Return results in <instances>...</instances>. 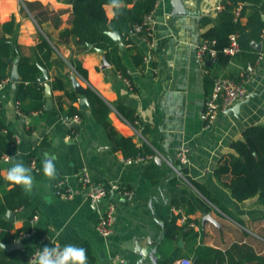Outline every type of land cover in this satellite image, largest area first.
<instances>
[{
    "label": "crops",
    "instance_id": "obj_1",
    "mask_svg": "<svg viewBox=\"0 0 264 264\" xmlns=\"http://www.w3.org/2000/svg\"><path fill=\"white\" fill-rule=\"evenodd\" d=\"M219 2L183 0L188 13L175 15L172 0H158L153 14V49L137 32L129 36L130 44L124 43L119 33L125 76L106 59L103 49L89 44L81 47L74 37H61V32L71 26V3L0 0V36L2 24L14 17L23 55L33 56L32 48L41 36L56 48L52 66L46 69L48 80L41 81L43 71L39 78L44 85L43 99L27 96L19 100L21 77L16 88L10 77L0 84V116L5 124L1 131H10L16 140L9 152L0 155V244L4 245L0 256H20L27 247L42 249L50 244L88 248L96 264H154L152 257L157 258V264H181L182 259L194 264L202 246L228 251L235 258L264 255V205L257 196L238 201L228 186L232 176L216 175L221 161L236 154L231 144L242 139L248 127L264 124V39L258 41L261 51L254 48L262 56L254 62L242 53L226 64L213 58L207 63L210 73L204 72L196 61V46L204 38L203 17L215 18ZM105 10L113 18L115 9L106 4ZM241 20L246 23L248 17ZM140 51L149 58L139 65L134 58ZM72 58L88 74L87 82L76 78L79 84L111 106L104 122L96 118L87 95L89 108H81L68 65ZM220 74L244 81L247 95L240 100L237 112L228 109L220 113L213 127L206 129L201 115L212 90V77ZM57 79L63 80L66 87L53 88L52 82ZM46 84L51 86L50 98L46 96ZM73 92L79 94V100L71 98ZM36 100L43 101V105L34 107ZM71 105L78 112H72ZM119 108L135 118V123L129 122ZM74 114L81 115L80 125L73 123ZM111 130L132 137L139 147L149 146L151 157L143 154L145 160L128 163L135 157L124 155ZM182 147L190 149L186 167L175 162ZM16 153V159L31 168L35 181L31 193L6 179ZM6 154L9 159L4 158ZM158 155L173 160L189 182L163 158L156 159ZM45 156L54 158L55 180L43 174ZM81 168L87 169L94 182L118 183L133 190L134 196L110 193L106 199L91 202L88 188L75 176ZM60 179L74 189L72 198L62 199L55 194L54 183ZM197 184L214 197V202L201 193ZM110 204L115 205L114 230L110 236H103L96 225ZM173 221L180 231L170 240L166 231ZM28 225L30 230L24 232ZM16 241H20V247L5 248Z\"/></svg>",
    "mask_w": 264,
    "mask_h": 264
},
{
    "label": "trees",
    "instance_id": "obj_2",
    "mask_svg": "<svg viewBox=\"0 0 264 264\" xmlns=\"http://www.w3.org/2000/svg\"><path fill=\"white\" fill-rule=\"evenodd\" d=\"M63 1L72 4L73 17L71 26L61 32V37L63 39L74 37L81 47H86L89 44L94 49H103L106 59L126 76L119 44L116 43L111 32H119L123 36L124 43L130 44L129 36L136 32L134 27L142 24L145 15L155 7L158 0H122L121 8L115 9L113 18H109L105 10V5L109 4L110 0ZM240 2L245 4L237 17L235 9ZM223 4V9L218 12L215 18L203 17L202 24L206 26L202 34L203 37L216 39V47L219 49L216 57L217 62L226 64L231 57L224 54L222 49L229 45L230 35L235 33L241 46V53L249 58L250 62H254L259 53L255 51L252 43L264 39L261 35L264 30V0H223ZM244 16L248 17L246 23L241 20ZM2 29L3 34L0 36V83L9 79L12 62L19 57L18 71L21 77V81L18 83L19 100H23L27 96L43 99L41 93L44 90V85L39 78L42 75V68L48 70L52 66V56L56 52L55 46L45 36H41L39 43L32 48L33 56H25L21 53V46L17 41L18 24L15 18L13 17L10 21L3 23ZM137 33L142 37L145 30ZM144 56L145 54L140 51V54L134 58L136 64H142ZM69 62L83 78L87 79V71L79 61L72 58ZM235 81L240 82L239 80ZM52 87L65 88L66 83L57 79L52 82ZM70 95L73 100H79V94L73 92ZM86 95L92 103L96 118L98 121L104 122L107 114L111 111V106L92 90H88ZM41 105H43V101L36 100L34 107ZM70 110L78 112L73 105H71ZM119 110L129 122L135 123L133 120L135 118H132L125 109L119 108ZM25 111L28 112V110ZM3 128H5V124L0 116V155L9 152L10 144L16 141L10 131L2 132ZM110 134L117 147L123 151L126 157L153 153V150L146 144L142 147L137 146L132 137L120 135L114 130H111ZM231 146L236 154H231L221 161L216 169L217 177L221 178L223 174L232 176L228 186L238 201L257 196L259 202L264 205V124L248 127L243 133V138L234 141ZM196 186L205 197L214 202V197L200 189L198 184ZM220 207L225 212L227 211L223 206ZM29 230L30 226L28 225L23 231ZM179 231L180 228L174 221L169 223L166 231L167 239L171 240ZM64 245L50 244L48 246L63 247ZM34 250L35 248L27 247L21 250L20 256L3 253L0 256V264H31L30 259ZM87 252L88 264H96L92 251L87 248ZM195 256L194 264H264V255L250 254L235 258L228 251L223 252L220 249L205 246L200 247Z\"/></svg>",
    "mask_w": 264,
    "mask_h": 264
},
{
    "label": "built area",
    "instance_id": "obj_3",
    "mask_svg": "<svg viewBox=\"0 0 264 264\" xmlns=\"http://www.w3.org/2000/svg\"><path fill=\"white\" fill-rule=\"evenodd\" d=\"M244 2H240L235 9L236 16L238 17L244 7ZM157 4L155 7L145 15L142 24L134 27V31L139 32L145 30L144 35L142 36L144 41L149 45V48L153 49L155 47L154 42V30H153V14L155 13ZM224 4L223 0L216 6V11L219 12L223 9ZM262 38H264V30L262 32ZM217 41L216 39H208L202 38L201 41L196 46V61L203 69L204 72L210 73V67L207 66V63L211 61L213 58H216L219 49L216 47ZM222 52L230 57H235L241 53V46L238 41L237 34L233 33L230 35V43L226 47L222 49ZM262 56L260 55L259 58ZM149 56L145 55L144 61L148 60ZM69 68L71 69L72 74L81 79L84 82H87L85 78H83L75 69V67L68 63ZM129 82V81H128ZM130 83V82H129ZM1 84V83H0ZM247 95V88L245 86V82H236L232 78L224 75H214L213 77V86L212 90L207 96L205 100V107L202 112V119L205 123V128H211L218 120L219 114L226 112L230 109L235 103L245 98ZM73 123L75 125H80L82 123V117L80 114H74L71 117ZM151 157L150 155H147ZM147 156H137L135 158H129L128 163L132 162H140L147 158ZM5 159H9L10 155H4ZM170 166L174 168L177 175L188 181V177L182 172L179 168L175 167V162L178 163L179 167H186L190 163V149L188 147H182L176 153V161L162 157ZM32 165H36V160L32 159ZM77 180L88 188V197L91 202L97 203L103 199H106L110 193H118L125 198H132L134 196V191L122 186L118 183H99L94 182L85 168H81L75 173ZM55 194L62 199H70L74 196L75 191L73 188L66 185L65 181L60 179L54 183ZM114 213H115V205L110 204L107 210L103 213L101 218L98 220L96 225V230L99 234L103 236H110L114 230ZM40 248H36L31 256L30 263L35 260L36 255ZM181 264H191V261L188 259H182L179 261Z\"/></svg>",
    "mask_w": 264,
    "mask_h": 264
},
{
    "label": "clouds",
    "instance_id": "obj_4",
    "mask_svg": "<svg viewBox=\"0 0 264 264\" xmlns=\"http://www.w3.org/2000/svg\"><path fill=\"white\" fill-rule=\"evenodd\" d=\"M122 0H110L109 7L119 10ZM12 157V166L8 168L6 179L10 183L22 187L26 193H31L34 188V177L31 168L26 166L22 160ZM43 174L49 180H55L57 169L54 158L45 156L42 161ZM0 247L4 248L3 244ZM32 264H88V252L84 247L75 244H65L61 246H44L39 249Z\"/></svg>",
    "mask_w": 264,
    "mask_h": 264
},
{
    "label": "water",
    "instance_id": "obj_5",
    "mask_svg": "<svg viewBox=\"0 0 264 264\" xmlns=\"http://www.w3.org/2000/svg\"><path fill=\"white\" fill-rule=\"evenodd\" d=\"M172 3H173V13L175 15H183V14L188 13V11L185 8V5L183 3V0H172ZM111 35L115 39V41L117 43H119L120 46H121L122 45V38H121L119 32H111ZM252 45L258 51H261V43L260 42L254 41L252 43ZM18 62H19V57L14 59L13 62H12L13 66H12L10 79L13 82V87L14 88H16V83L20 81V74H19V71H18ZM69 70L71 71L70 68H69ZM42 71H43V76L40 79H41V81H47L48 80L47 70L46 69H42ZM73 85H74L75 90L80 94L81 108L82 109L89 108L87 97H86V92L88 91V89L83 87V86H81L79 84V82L77 81L75 76H73ZM45 90H46V96L50 98L51 97V86L49 84H46L45 85ZM47 105H50L49 100L47 102ZM241 105H242V101H240L237 104H235L234 106H232L229 110L233 111V112H237V110L239 109V107ZM156 159L162 161V158L159 155L156 157ZM20 245H21L20 241H16L12 245H8L5 248L8 249V248L17 247V246L20 247ZM144 254H147V252L145 251ZM152 258H153L154 264H157V260H156L157 258L156 257H152Z\"/></svg>",
    "mask_w": 264,
    "mask_h": 264
}]
</instances>
